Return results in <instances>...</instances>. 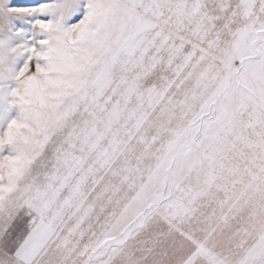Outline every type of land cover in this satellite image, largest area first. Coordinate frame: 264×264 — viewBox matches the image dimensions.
<instances>
[{
    "label": "snow or ice",
    "instance_id": "obj_1",
    "mask_svg": "<svg viewBox=\"0 0 264 264\" xmlns=\"http://www.w3.org/2000/svg\"><path fill=\"white\" fill-rule=\"evenodd\" d=\"M0 264H264V0H0Z\"/></svg>",
    "mask_w": 264,
    "mask_h": 264
}]
</instances>
